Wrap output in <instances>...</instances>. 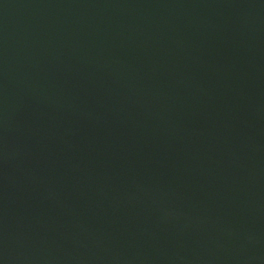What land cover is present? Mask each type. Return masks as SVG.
<instances>
[{
    "label": "water",
    "instance_id": "95a60500",
    "mask_svg": "<svg viewBox=\"0 0 264 264\" xmlns=\"http://www.w3.org/2000/svg\"><path fill=\"white\" fill-rule=\"evenodd\" d=\"M0 264H264V0H0Z\"/></svg>",
    "mask_w": 264,
    "mask_h": 264
}]
</instances>
